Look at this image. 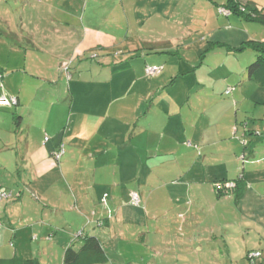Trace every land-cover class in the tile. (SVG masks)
<instances>
[{"label":"crops","instance_id":"1","mask_svg":"<svg viewBox=\"0 0 264 264\" xmlns=\"http://www.w3.org/2000/svg\"><path fill=\"white\" fill-rule=\"evenodd\" d=\"M9 1L14 0H4L8 18L1 20L13 39L7 41L5 65L0 62L6 68L0 94L16 96L18 103L0 107V190L20 195L0 203V258L62 264L65 248L84 230L99 238L108 257L104 264H151L144 249L170 236L159 225L162 207L188 212L191 225L209 211H222L225 203L240 206L251 183L246 166L239 170L236 137L253 131L239 114L241 106L216 94L247 73L233 37L240 43L254 37L241 29L247 23L218 12L226 0H161L171 15L165 23L159 0H118L119 11L107 6L98 16L86 11V3L80 17L78 10L70 13L74 0H18L21 6ZM54 12L61 17H52ZM197 14L199 24L193 21ZM173 22L179 25L169 28ZM175 26L178 33L171 34ZM224 27L226 40L207 35L217 29L222 35ZM39 28H45L42 40ZM48 30L61 37L75 31L79 39L63 54ZM115 31L125 33L112 39ZM209 42L224 45L209 49ZM92 54L100 60L87 67L86 79L77 69L67 85H58L64 62ZM146 65L162 69L147 76ZM60 146L64 151L55 161ZM237 178L242 190L235 201L217 195L213 182ZM130 191L139 195V206L129 203ZM99 220H105L101 226ZM193 238L198 234L191 231ZM223 238L214 250L226 246L232 262L236 250L230 252L233 246ZM200 250L197 246L195 253Z\"/></svg>","mask_w":264,"mask_h":264},{"label":"rangeland","instance_id":"2","mask_svg":"<svg viewBox=\"0 0 264 264\" xmlns=\"http://www.w3.org/2000/svg\"><path fill=\"white\" fill-rule=\"evenodd\" d=\"M7 1L8 0H6V2ZM107 1L108 3H106L105 0H74V6L72 5L73 10L70 11V13H72L73 11L77 12L78 10L80 17L83 13V9L85 8L84 4L86 3V11L90 10L96 16L101 15V10L107 8V6V10L113 9V11H119V8L116 4L118 0ZM252 1L255 2L259 7L264 9V0ZM9 2L18 3V5L21 6L18 0ZM162 7V1L159 0V8L161 12L164 13V15H161L160 22L165 23V21H169L171 15H166ZM4 8H6V10ZM63 9L64 12H66V8L64 6ZM7 10L8 6L5 7L4 0H0V62L3 65H5V58L8 55L9 47L7 41L9 40V38L4 33L6 28L3 25L1 19L3 17H7ZM217 10L219 12V8H217ZM14 12L12 11V14ZM230 15L234 19L239 20V22L247 23L249 25H247V28L241 29L249 31L250 35L254 37V40L264 41V25L253 21H242L238 18H235V15ZM57 16L61 17V14L54 12V14L52 15V17H54L55 19H57ZM71 16L73 18V24H77L78 21L76 20L75 16H73L72 14ZM64 17H66V14H64ZM194 17L195 20L193 21H195V23L199 24L202 22V15L197 14ZM209 23H214L210 16ZM174 25H179V23L173 22L168 26L169 28H171ZM235 27L236 26H231V28ZM227 28L228 27H224L225 31H223L222 35H220V33L222 32L221 29L214 30L207 35H209L210 37L211 34H214L217 35V37H219L220 39L226 40L229 38L225 34ZM12 29H14V27H12ZM42 29L45 28H39L38 33H36L40 40H42L41 38L43 37L44 32V30ZM6 31H8V29ZM123 33H125V31L112 32L111 38L114 39V37H118ZM173 33H178V27H176L171 34ZM47 34H51L52 40H59L57 48L63 54H67V52H69V49L72 48L71 46H73V43L79 39V36L76 35L77 33L75 31H72V35H70V37L67 36V34H65L64 37H61L62 33L58 34L49 30L47 31ZM81 34L82 30L80 27L79 35ZM187 37L192 40L197 39V37L195 36ZM233 39L234 43H237L236 47H238L241 40L237 42V39L235 40V37H233ZM205 40V42L208 43V39ZM238 52L239 53L237 54H240V65L248 67L252 62L255 61L256 54L252 50H238ZM69 60L71 61L72 57L69 58ZM96 60L98 61H95V58H90L89 55L84 59L79 58V60L73 58V61L68 65L69 68L66 71H63V79L58 85L62 87L64 85H67L70 76L78 72L77 69H82L81 71L83 72V79H86L90 73L89 69L87 70V67H90L91 64L93 67L96 66L100 58L98 57L96 58ZM233 65L236 66V62H234ZM161 69L159 71H161ZM5 73L6 68L0 66V74L3 75ZM237 79L238 80L236 82H228L226 84V88L228 85V87H233V91H231V93H225V88L224 92L221 91V93L216 94V96L217 99L221 97V100H226L234 104L238 103L241 106H239L240 110L242 109L239 114L242 115V119H244V122L249 123V126L252 127L253 132L250 131L248 136L240 135L236 137L241 143L239 145L240 153L239 156H237V159L239 161V170L242 171V168L246 166L245 173L246 178L249 182L248 185H250L251 183V187L249 186L250 191H248V193H246L244 197H241L240 206L238 208L235 205V202L225 203L223 204L222 211L219 209H217L216 212L215 209L214 211H209L210 214L205 215L204 220L191 225H189V221L187 220L189 217L188 215H190L188 212H185L184 210L182 211L181 208L179 210L178 208H176L175 211L172 212L170 211L171 207H162L160 211L161 214L159 216L161 217L159 225L161 227V231H164L165 233L169 232L170 236L167 234L160 236L161 244L155 245V247H151L150 249H144L143 257L145 260H147V257H149L151 260V264H264V84H258L257 82L249 81L247 73H245L244 77L242 76V74H240L239 78ZM206 80H208L210 84L213 83L215 85L216 81L212 80V78H206ZM26 81L30 82L28 78H26ZM241 81H244L243 85H240ZM236 92L237 97H235L234 95L236 94ZM207 93L210 94L212 92L210 89H208ZM209 97L210 96L208 95L206 98L209 99ZM213 100L215 99H212L210 102H212ZM194 105L196 106V104ZM62 107L65 110L67 108V102L64 103ZM239 107H236V109H238ZM252 124H254V126H251ZM253 149V152L250 151ZM7 163H11V160H8ZM232 177H235V175ZM11 182V178L8 177L6 183L11 184ZM9 191V189L6 191L7 196L5 199L12 200L13 198L20 195L19 193H9ZM255 191L261 194L260 196L262 197L256 196ZM223 198H233L234 201L237 199L236 194L233 192L224 195ZM142 212L144 214L149 213L150 216L153 217V212H151V210H144V208H142ZM167 213V216H169L170 219L166 218L165 215ZM186 221L187 223L185 225ZM145 223L146 222L143 223L144 226H146ZM154 226L155 223L153 221L147 223V227H150V231L154 229ZM191 227H193V230ZM130 228L131 227L126 229L127 235H129V233L131 232ZM191 231L196 232L198 234V238L190 239ZM222 236H224L223 242H226V244L230 242L232 244L233 247L229 246L230 252L234 251V249L236 250V252H232V262L230 261V259L226 260L228 256L225 255V251L227 249L226 246L223 252H220V248L219 251L214 250L215 243H220ZM197 246L201 247L199 254L195 253ZM245 248H247L248 252L258 251L260 252L261 256L254 258V260L252 261L250 259L248 260L246 258V251L244 250ZM145 252H147L148 254H145ZM155 252H157V254Z\"/></svg>","mask_w":264,"mask_h":264},{"label":"trees","instance_id":"3","mask_svg":"<svg viewBox=\"0 0 264 264\" xmlns=\"http://www.w3.org/2000/svg\"><path fill=\"white\" fill-rule=\"evenodd\" d=\"M218 8L228 9L230 11V14L235 15L238 19L242 21H253L264 25V9L259 7L256 3L252 1H249L247 3H241L239 0H226V2L223 5L218 6ZM4 33L9 39H13L11 32L5 30ZM219 45H224V44L218 42H209V49ZM233 49L234 51L252 50L253 52H255L256 54L255 61L252 62L247 67V77L250 80L257 82L258 84H264V41L248 39L241 42L237 48H233ZM90 58H97V55L92 54ZM70 62L71 61L68 60L62 64L64 70H67L69 68L68 65ZM228 88L233 89V87H227L226 90ZM61 147L63 149V146H60L59 149ZM220 181L221 182L234 181L235 188H233L230 191H218L214 188V183L218 181L213 182V188L219 197L220 196L223 197L224 195L232 192L235 194H239L242 190L241 178L232 179V180L222 179L219 180V182ZM0 193L7 194L6 191H2V190H0ZM5 198L6 197L2 198L0 200V203L3 200H7ZM104 221L105 220H99L96 224L98 226H101L104 223ZM1 225L2 224L0 222V226ZM247 254L248 252L246 253V258L249 260ZM107 261H108V257L102 247L99 238L96 237L95 235L85 233L84 230H80L75 233L73 240L65 248L63 252L62 264H104ZM0 264H39V262L36 258L23 259L18 257H10V258H0Z\"/></svg>","mask_w":264,"mask_h":264},{"label":"built area","instance_id":"4","mask_svg":"<svg viewBox=\"0 0 264 264\" xmlns=\"http://www.w3.org/2000/svg\"><path fill=\"white\" fill-rule=\"evenodd\" d=\"M219 12L224 14L225 16L230 15V11L226 8H219ZM161 69V66H151V65H146L145 66V74L148 76H153L159 72ZM232 90V88H228L225 93H229ZM18 103V99L16 96L13 95H7L5 93L0 94V107H12ZM47 139V138H45ZM63 153L62 147L54 152L53 157L55 160H58L60 156ZM214 188L218 191H230L233 188H235V182L234 181H225V182H216L214 183ZM7 194L5 193H0V200L4 197H6ZM129 203L134 206L140 205V198L137 192L131 191L129 193ZM261 256L260 252L254 251V252H249L247 254V257L250 260H253L254 258H257Z\"/></svg>","mask_w":264,"mask_h":264},{"label":"clouds","instance_id":"5","mask_svg":"<svg viewBox=\"0 0 264 264\" xmlns=\"http://www.w3.org/2000/svg\"><path fill=\"white\" fill-rule=\"evenodd\" d=\"M144 72H145V68H144ZM148 76V75H147ZM18 99V98H17ZM17 105V104H16ZM64 151V150H63ZM54 154V153H53ZM63 154V153H62ZM55 160V159H54ZM59 160V159H58ZM58 160H55V161H58ZM249 253V252H248Z\"/></svg>","mask_w":264,"mask_h":264}]
</instances>
